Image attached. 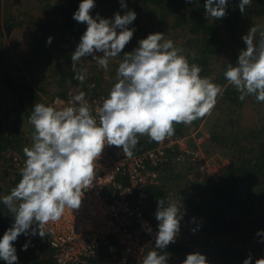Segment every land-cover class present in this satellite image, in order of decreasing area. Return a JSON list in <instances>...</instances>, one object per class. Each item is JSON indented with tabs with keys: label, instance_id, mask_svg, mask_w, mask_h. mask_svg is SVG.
Listing matches in <instances>:
<instances>
[{
	"label": "clouds",
	"instance_id": "clouds-1",
	"mask_svg": "<svg viewBox=\"0 0 264 264\" xmlns=\"http://www.w3.org/2000/svg\"><path fill=\"white\" fill-rule=\"evenodd\" d=\"M227 3L228 0H206V17L223 19ZM251 3L252 0H240V12L243 14ZM121 7L127 5L122 3ZM94 8V0H81L73 14L75 21L87 25L71 55L75 79L81 83L85 70L77 71V62L91 56L107 70L110 60L120 56L135 31L128 27L137 18L135 11L128 10L123 15L118 12L110 20L98 13L93 18L90 12ZM52 39L48 37L46 43ZM242 39L246 49L240 51L235 65L228 64L224 77L227 85L238 91L239 100L254 96L257 102H264V27L252 26ZM138 45L123 54L116 82L95 109L83 91L62 108L42 103L33 106L29 124L34 131L31 145L23 148L26 159L19 171L21 178L9 194L0 197L14 217V223L0 238V259L6 264L18 262L14 242L20 235L38 234L43 238L48 235V226L60 221L66 210L80 207L84 192L93 185L97 161L106 146L122 148L125 156L132 157L140 136L162 143L175 134V125H190L211 115L227 85L202 77L201 67L190 63L184 50L165 39L164 33L148 34ZM100 52L102 56L96 55ZM191 55L195 57L194 52ZM157 205L155 246L143 256L141 264H168L170 254L162 250L175 243L180 232L182 206L163 198ZM28 246L26 243L21 250L26 251ZM251 261L249 256L243 264ZM182 264L209 262L196 252L187 254ZM255 264H264V258L256 259Z\"/></svg>",
	"mask_w": 264,
	"mask_h": 264
},
{
	"label": "trees",
	"instance_id": "trees-1",
	"mask_svg": "<svg viewBox=\"0 0 264 264\" xmlns=\"http://www.w3.org/2000/svg\"><path fill=\"white\" fill-rule=\"evenodd\" d=\"M94 2L95 8L90 12L93 18L96 17V8L102 4L113 9L110 20H114V16L118 12L121 15L128 10H133L136 13L137 18L128 26L135 29V31L130 42L122 50L119 56L120 61L123 59L124 53L131 52L138 47L134 40L139 30H144L145 35L156 33V30L163 27L164 23L173 15L174 22L171 24L173 28H186L187 30L185 44L182 46L190 63H196L201 67L200 75L202 77H207L221 86L227 85L224 72L227 70L228 64L235 65L240 51L246 49V45H243V39L239 37L241 33L239 32L240 22L248 19L249 14L264 19V0H252V3L246 6L243 14L238 7L240 0H228L227 15L218 20H208L204 17L206 0H193V2H186V0H94ZM80 3L81 0H34V6L43 10V18L47 20L34 21L35 29H40L44 32V35L36 36L34 34L29 39L30 49L27 53L26 67L30 69V72L37 65V60L41 58L37 69L42 70L39 73L40 79L30 73L31 81V79L27 80V73L20 72L14 76L10 72L9 66L2 60L6 47L4 39L12 32L14 24L11 16L9 17V14L2 12V2L0 0V80L16 98L14 108L0 110V160H2L0 166H4L2 172L0 171V197L9 194L21 178L19 175L20 170L15 167L13 155L16 153L11 155L13 158L11 156L7 157L8 149H18L23 152V148L30 146L32 143V141L25 139L24 132L14 128L20 117L17 114L18 111L23 114L30 127L32 125L29 124V117L36 103L45 105L51 97L55 95L64 96L68 90L52 92L48 99L42 101L41 93L49 94L48 87L46 88L43 85L36 89L32 83L36 81L37 83L43 82L46 85L50 84L46 74L52 64L51 55L48 51L50 48L44 49L45 45H48L46 43L48 37L53 38L51 42L53 45H60L61 43L66 48L64 53L67 63L64 71L68 74L70 81L80 83L75 79L76 71H73L71 60V55L87 27L86 24L78 23L73 19V14L78 10ZM122 3L126 4L127 7L122 8ZM142 17L145 18L144 21H142ZM186 20H189V24L184 26ZM227 48H231L230 54L227 55V58L221 60V56L225 54ZM193 52L195 53L194 58L191 55ZM119 62L115 63L113 83L116 82V69ZM82 69L83 66L77 63L76 70L80 71ZM91 80H99V78L92 75L84 84V88L89 87ZM51 82L53 83L54 80H51ZM106 91L108 90L101 87L97 90H91L94 94L93 97L97 98L102 97L101 95L104 93L108 95ZM238 97L239 93L234 87L230 85L225 87L223 94L218 97L217 104L211 115H209L212 117L209 137L200 145L205 159L214 162L213 157H216L214 154H219L229 160L228 166L214 177H202L203 172L198 169L197 165L193 164L192 159L186 153H180L177 149L174 153H171L170 161L162 167L165 171L162 185L149 187L151 201L148 206V214L158 227L159 222L155 218L157 201L161 198L173 200V196H169V193L170 190L172 192L176 188L172 186L175 183H173L174 179H176L177 190H181L180 180L187 183L188 178L186 176L188 173L193 171L196 178L194 183L190 185L188 193L181 196V202L183 203L181 206L184 214L180 221L182 227L192 222L196 232L189 233L188 240H183L168 249L162 250L170 254L168 264L183 261L187 254L196 252L206 254L205 256L209 258L211 264H225L233 258L230 256L231 243L226 242L225 239L228 241L230 237L236 238V240H241V243H244L253 236V229H255V233L264 232V138L256 144L252 132L238 129L234 116L238 109L243 108L245 101L250 96L246 97L244 101L239 100ZM252 97V103L256 106L255 109L264 108V102H257L255 97ZM206 117L198 119L190 125H175V135H189L191 130L198 127L200 121L206 119ZM260 120H264V116ZM33 131L32 126L30 133L32 134ZM256 134L264 135V129H259ZM138 139L139 143L133 153L152 148L156 144V142H150L147 136H140ZM191 144L194 146L192 140ZM21 154V158L25 160L24 154ZM179 164L182 171L179 176H175L174 169L176 166H180ZM13 165V170H16L14 173L9 170ZM3 181L4 183H2ZM185 186L188 187L187 184ZM173 187L175 188L172 189ZM181 192L184 193L182 190ZM13 223L14 217L0 201V238ZM26 243L29 244L27 250H21ZM32 243L34 247L30 246ZM14 247L18 256L17 264H54L49 244L46 242L45 237L41 238L38 234L36 236L30 234L27 236L20 235L17 241L14 242ZM112 247L119 258L124 261V264L132 262L133 259L115 239L111 238L105 245L98 248L91 264H107L108 259L106 257ZM34 249H37V252ZM249 254L250 252H246L244 246L239 247L234 254L236 264H243ZM106 259L107 261L104 262ZM0 264H6V262L0 259Z\"/></svg>",
	"mask_w": 264,
	"mask_h": 264
},
{
	"label": "built area",
	"instance_id": "built-area-1",
	"mask_svg": "<svg viewBox=\"0 0 264 264\" xmlns=\"http://www.w3.org/2000/svg\"><path fill=\"white\" fill-rule=\"evenodd\" d=\"M80 91L69 88L64 96L55 95L45 105L68 106ZM85 98L95 109L106 97L86 94ZM189 137L194 146L184 145ZM207 137L209 134H174L152 148L133 153L132 157L125 156L122 148L106 146L97 161L93 185L84 192L80 207L66 210L60 221L48 226V235L44 237L52 250L54 264H91L98 248L111 238L133 259L130 264H141L143 256L154 248L158 232L148 214L149 187L162 185L165 178L162 167L177 149L186 153L201 172L214 168L217 173L215 163L205 159L200 148ZM14 161L20 170L25 160L14 156ZM179 242L178 234L176 242L168 247ZM30 246L34 247V244Z\"/></svg>",
	"mask_w": 264,
	"mask_h": 264
},
{
	"label": "rangeland",
	"instance_id": "rangeland-1",
	"mask_svg": "<svg viewBox=\"0 0 264 264\" xmlns=\"http://www.w3.org/2000/svg\"><path fill=\"white\" fill-rule=\"evenodd\" d=\"M2 2V12L9 14V17L11 16L12 18V22L14 24V29L12 30V32L10 33L9 36H7L4 40L6 42V47L4 49L3 55H2V60L4 63H6L9 66V70L10 72L16 76L18 75L20 72L21 73H27L26 77L27 80L32 81V77L31 74L36 75L39 79V73L42 70H38V66L40 64V60H37V65H35L33 67V69L29 72L30 69H28L26 66V62L28 61L27 59V53L29 52L30 49V37L32 38L33 35L35 34L36 36H40V35H44L43 31H41L40 29H35L34 27V21L36 20H41L44 19V21H46L47 19L43 18L44 17V13L42 9H38L34 6V0H1ZM113 12V9L109 6L106 5H100L99 7L96 8V16L97 13L99 14L100 17L102 18H107L110 19V16ZM158 13V12H157ZM203 15L206 19H208L206 17V12H203ZM248 19L242 20L240 22V31L241 32L239 34V37L242 39V37L244 35H246L249 31V29L252 26H261L264 27V19L262 18H256L253 14H249V16H247ZM96 18V17H95ZM143 18V17H142ZM145 18H143L142 21H144ZM209 20V19H208ZM172 22H174V18L173 15L170 16L169 20H167L164 23V26L159 28L158 30H156V32H161L164 33V37L165 39H171L174 42V45L178 48L184 49L183 48V44L185 41V37L187 36V30L186 28L183 29H179V28H173V26L171 25ZM189 24V20H186L184 23V26ZM141 26H143V24H141ZM143 28V27H142ZM117 31H119V29H117ZM147 35H145V31L144 30H139V33H137V35L135 36V40L134 43H137L141 40L146 38ZM258 37V34H257ZM183 45V46H182ZM245 45V43L243 44ZM139 46V45H138ZM77 47V46H76ZM75 47V49H76ZM46 48H50L49 53L51 55V66L50 69L47 71V80L50 81L49 85H46L45 83L43 84V82H32L35 86L36 89H39L41 86L45 85L46 88L49 91V94L46 93H41V100L44 101V99H48L50 97V93L52 94V92H59V91H66L69 88H73V89H77V90H82L83 92H85L87 95L92 96L93 97V92H91V90H97L99 87L101 88H105L107 93L109 92L110 88L113 86V77L115 76L114 74V69L116 67L115 63H118L120 61L119 56L117 58H115L114 60H110L109 62V67L107 70L103 69L102 67H100L98 64L95 63L94 60H92L91 56L82 58L79 62H77L78 64H81L83 66L82 70H85L83 72V74L85 75V80L83 83H73L72 81L69 80V76L67 73H65V65H66V58H65V53L64 51L66 50V48L60 43V45H53L52 43L45 45L44 49ZM230 50L231 48H227L225 49V54L223 56H221V60L225 59V57L227 58V55L230 54ZM185 53V51H184ZM96 55L98 56H102L103 53H96ZM27 59V60H26ZM97 76L99 78V80H91V87L89 85V87L84 88V84L86 83V81L91 77V76ZM61 76L65 77L62 78ZM18 79V78H17ZM51 80H54V82L52 83ZM98 85V86H97ZM97 96V95H95ZM102 97H107V94L104 93L101 95ZM97 98V97H96ZM16 98L13 96V94L10 92V90L6 87V85L0 80V110H5L6 108H14V105L16 104ZM253 97L250 96L249 98H247V100L245 101V104L243 106V108L238 109L236 112V115L234 116L235 120L237 121L238 124V129H243L244 131H250L253 133V140L254 143H258L260 142V140H262V138H264V135L260 134L257 135L256 133H258L259 129H264V120H260L262 116H264V108L262 109H255V105H253ZM260 110V111H259ZM16 112V111H15ZM260 112V113H259ZM17 113V112H16ZM19 114V121L17 122L16 126L14 128H17L18 131H22L25 133V139H27L28 141H32V134L30 133V128L32 126L29 127L28 123L26 122L23 114L21 112L18 111ZM14 114V115H17ZM207 115L206 119H203L200 121V124L198 125V127L194 128L193 130H191L190 134L192 136V134H209V128H210V122H211V118ZM8 122H10L8 120ZM262 126V127H261ZM189 134V135H190ZM191 140L192 138L189 137L187 138V140L184 142V145L187 144H191ZM30 143V142H29ZM22 145V144H21ZM23 148V147H22ZM9 151H7V157H10L13 153V156H22L21 153H23L22 151H19L18 149H8ZM201 151L203 152V150L201 149ZM216 157L214 158V163H215V167H217V173H215L214 168L213 169H209L206 172H204L203 174H201V176H216L217 174L221 173L224 168H226L228 166V159L219 155V154H214ZM12 157V156H11ZM13 158V157H12ZM219 158V159H217ZM221 160V161H220ZM2 160H0V164ZM12 161V160H11ZM11 164V162H10ZM181 164V163H180ZM179 164V165H180ZM2 168H4V166H0V171L2 172ZM11 169H9L11 172H16V170L14 169V165L13 167H10ZM180 171V172H179ZM182 171V167L180 166H176L174 169V173L175 176H179L180 173ZM1 175V174H0ZM177 178V177H176ZM179 178V177H178ZM184 178V176H183ZM186 178H188L187 183H183V181L180 180V189L183 192H181V190H177V186H176V179H174L172 186V189L175 188V190H173L169 193V196H173V200L178 204L181 205L183 204L181 202V196L182 194H187L188 190L190 189V185H192V183H194V180L196 179L193 171L191 173H188ZM184 178V179H186ZM181 179V178H180ZM191 182V183H190ZM4 183V181L2 182ZM187 184L188 187H186L185 185ZM191 224V225H190ZM190 224H186L185 227L187 228L186 230L184 229L185 227H180V232H179V238H180V242L183 240H188L189 237V233H195L196 232V228L193 225V223L191 222ZM188 226V227H187ZM256 226L254 225V228ZM195 230V231H194ZM253 236L250 237V239L244 243H241V240H236L233 238H229L228 241L227 239L226 242L231 243V247L232 251L230 253V256H232V260L230 262H226L225 264H236V257H235V251L239 249V247H245L246 252H250L249 256H251L252 261L251 264H255V260L259 259V258H264V253H262V251H264V232H258L260 233L259 235H257V232L255 233V229H253L252 231ZM179 242V243H180ZM170 248V247H168ZM166 248V249H168ZM234 251V252H233ZM206 255V254H205ZM96 256V254H95ZM248 256V257H249ZM108 259L104 260V262H106L107 264H124L123 260H121L119 258V256L115 253V249L112 247L109 250V254L106 257ZM208 258V257H207ZM208 262L209 264H211V262L209 261L208 258ZM175 264H182V260L177 261Z\"/></svg>",
	"mask_w": 264,
	"mask_h": 264
}]
</instances>
